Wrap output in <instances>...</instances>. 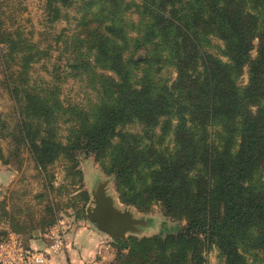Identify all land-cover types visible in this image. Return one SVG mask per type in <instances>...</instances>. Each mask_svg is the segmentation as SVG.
Wrapping results in <instances>:
<instances>
[{
  "label": "trees",
  "instance_id": "16d2710c",
  "mask_svg": "<svg viewBox=\"0 0 264 264\" xmlns=\"http://www.w3.org/2000/svg\"><path fill=\"white\" fill-rule=\"evenodd\" d=\"M133 6L135 37L126 16ZM83 9L77 41L93 53L94 67L117 78L92 71L79 53L73 66L92 73L103 97L94 114L71 109L77 122L68 144L45 129L56 109L47 99L31 88L19 98L14 91L36 166L46 171L78 150L104 162L110 156L103 166L116 176L122 202L141 209L160 203L186 221L167 235L116 239L119 264H207L212 246L224 264H264V0H83ZM214 38L224 43L220 55L211 51ZM132 42L144 57L126 56ZM166 68L175 70L172 82L162 75ZM31 115L47 124L27 120ZM135 125L141 131L130 130ZM1 139L0 131L3 158ZM45 210L44 221L54 223V206ZM15 224L11 230L26 232ZM8 236L6 229L0 240Z\"/></svg>",
  "mask_w": 264,
  "mask_h": 264
},
{
  "label": "rangeland",
  "instance_id": "374dc122",
  "mask_svg": "<svg viewBox=\"0 0 264 264\" xmlns=\"http://www.w3.org/2000/svg\"><path fill=\"white\" fill-rule=\"evenodd\" d=\"M65 3L59 0L54 6L49 0H0V131L4 154L3 158L0 157V208L8 211L7 215L2 214L0 233L3 234L6 229L9 234L17 233L9 227L11 223H16V228L18 226L21 230L27 228L26 232L18 234L28 246L31 240L50 242L56 226L62 227L65 234L85 225L104 232L87 212L94 205L93 192L101 183L107 184L108 193L114 196L118 208H130L137 218L147 220L138 233L128 234V237H152L161 232L167 235L171 230L177 232L186 225V221L167 215L160 203L141 209L121 201L116 176L103 166L111 163L110 156L104 162L97 159L94 152L78 150L74 159L63 155L50 163L46 171H42L36 166L29 142L22 139L15 90H19V98L26 88H31L56 108L48 126L47 121L34 115L27 117V120L40 121L46 125L45 129L50 126L56 138L68 144L77 122L71 109L80 108L94 114V108L102 103L103 97L102 84H94L91 81L92 73L86 71L84 66L74 67L75 59H81L84 55V59L92 63V71L117 78L115 71L94 67L93 53L77 41L83 37L80 23L85 12L83 0H68ZM55 7H59L58 11ZM126 13L133 23L129 33L133 37L138 36L141 32L134 26L139 25V12L133 6ZM133 45L134 42L126 56L144 57L146 50H136ZM214 45L211 51L220 55L219 47L223 48L224 43L214 38ZM27 54L33 55L28 63L24 58ZM252 55H257L256 48ZM248 71L246 67L240 78L243 85L249 82ZM162 75L169 82L176 77L172 68H166ZM130 130L141 131V126L135 125ZM48 203L54 206L56 221L52 224L44 221L45 216L47 219L50 217L45 210ZM32 226L34 229L29 233L28 229H32ZM104 233L112 243L108 255L114 258L111 264H119L116 239ZM119 248H122L120 244ZM204 255L207 264H224L215 246L206 250Z\"/></svg>",
  "mask_w": 264,
  "mask_h": 264
},
{
  "label": "crops",
  "instance_id": "0c3cea01",
  "mask_svg": "<svg viewBox=\"0 0 264 264\" xmlns=\"http://www.w3.org/2000/svg\"><path fill=\"white\" fill-rule=\"evenodd\" d=\"M104 232L88 225L75 229L70 234L64 232L67 247L62 253L53 255L46 264H111L114 258L108 255L112 243ZM13 236H17L24 245L18 233H10L8 238ZM48 244L49 242L41 240H31L27 247L44 248Z\"/></svg>",
  "mask_w": 264,
  "mask_h": 264
},
{
  "label": "water",
  "instance_id": "95a60500",
  "mask_svg": "<svg viewBox=\"0 0 264 264\" xmlns=\"http://www.w3.org/2000/svg\"><path fill=\"white\" fill-rule=\"evenodd\" d=\"M94 205L87 209L90 219L115 239L126 240L128 234H136L140 226L147 224L144 218H137L130 208L121 209L115 198L108 193L107 184L101 183L93 192Z\"/></svg>",
  "mask_w": 264,
  "mask_h": 264
},
{
  "label": "built area",
  "instance_id": "2783aa9c",
  "mask_svg": "<svg viewBox=\"0 0 264 264\" xmlns=\"http://www.w3.org/2000/svg\"><path fill=\"white\" fill-rule=\"evenodd\" d=\"M67 240L62 227L56 226L49 244L44 248L24 246L17 236L0 240V264H46L53 256L62 253Z\"/></svg>",
  "mask_w": 264,
  "mask_h": 264
}]
</instances>
